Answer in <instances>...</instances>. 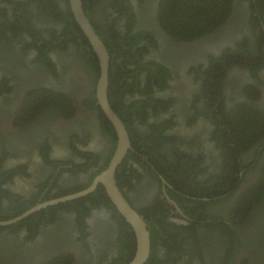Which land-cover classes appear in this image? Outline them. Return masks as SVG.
Wrapping results in <instances>:
<instances>
[{"label":"flooded vegetation","instance_id":"obj_1","mask_svg":"<svg viewBox=\"0 0 264 264\" xmlns=\"http://www.w3.org/2000/svg\"><path fill=\"white\" fill-rule=\"evenodd\" d=\"M91 1L85 13L97 34L109 40L115 30L137 41L133 50H143L148 64L118 60L139 82L124 77L132 87L122 110L136 134L117 114L131 139L117 185L147 223L151 253L154 241L160 264H264V198L240 203L262 177L264 137L236 159L240 171L229 172L221 187L209 184L224 166L238 169L230 149L235 114L264 111V0H231L224 19L190 40L163 23L179 0ZM76 24L69 0H0V222L85 190L116 151L117 137L97 102H88L96 75L80 53ZM65 98L70 109L57 102ZM134 135L160 137L168 168L184 156L180 174L188 171L199 185L167 179V166L135 148ZM219 188L226 193L216 195ZM96 190L0 226V264L132 261V228L111 201L91 200Z\"/></svg>","mask_w":264,"mask_h":264},{"label":"trees","instance_id":"obj_2","mask_svg":"<svg viewBox=\"0 0 264 264\" xmlns=\"http://www.w3.org/2000/svg\"><path fill=\"white\" fill-rule=\"evenodd\" d=\"M231 0H193L192 2L189 1H181L179 0V9H176L175 11H169L166 12L165 16L163 17V23L164 26L168 29H172V33L178 37V38H186V39H192L197 38L202 35H204L206 32L210 31L212 29V21L218 20L219 18H225L226 14L229 10ZM84 7L86 10V13L88 14L89 7L93 4L91 0H83ZM205 5V8H202L201 5ZM213 7V8H212ZM212 8V10H211ZM216 13V14H215ZM217 17V18H216ZM94 26H96L94 24ZM74 32L77 36V39L79 40V50L82 55H84L87 62H89L95 69V80H94V89L90 93L91 100H88L90 105L96 104V97H95V86L97 83V80L99 79V64L98 60L96 59L94 53L92 52L90 48L89 42L83 37L82 32L80 28L77 26V24L73 27ZM188 30V31H187ZM98 34L103 39L109 53L111 56V73H110V87H109V99L112 107L114 110L119 114V116L122 118V120L125 122L127 128L131 130V132L134 134V130L132 129L131 124L127 121L124 113L125 109L123 105V95L125 91H129L128 89L132 86L128 83V80L126 79L124 81V77H131L133 78V85H138V77L136 78V72L135 70H129L125 64H120L118 62L119 58H123L126 62H128L130 65H136L138 67H145L146 64H142V58L141 54L139 52H143V50L137 49V51L133 50V48L136 46L137 41H129V39L125 40L122 38L123 36L120 33H116L115 30H111L110 37L111 39L107 40V38L104 36V34L101 32V30H97ZM134 37V36H132ZM112 41V42H111ZM141 62V63H139ZM127 63V64H128ZM130 79V78H129ZM124 90V91H123ZM66 98L57 100L58 103H61L64 109H70L69 105H64L62 101H65ZM97 109L101 112V117H103V122L108 126L109 124V130H110V136L113 139H116L115 133L113 131V128L111 124L106 119L104 113L102 112L101 108L97 106ZM231 125L230 128V134L233 138V144L235 146V150H233V147H230L231 153L233 154L232 161L234 164L237 165L238 169L233 170L232 168H225L222 172V177L219 175L217 177L216 181L214 179L212 182H210V185L213 186H220L225 179L224 177L231 172V175H233L234 172H238L241 169V165L237 162V158L240 157L242 153L247 152L251 148H253L255 145L260 143L264 137V111L260 110H248L244 109L239 111L237 114H235V117L233 119V122H229ZM136 134V133H135ZM135 136V135H134ZM137 136L133 137V142L135 148H137L138 145H142L140 149L144 150L145 153H148L151 158H154L158 163L165 164L167 166L166 169H162L164 171V175L167 179H175L178 181L186 182V180L189 179L191 182V186H198L199 184L195 179H192L191 175H188V171H185L184 174H180L183 172V170L186 167V158L184 156L180 157V160L178 161V164L171 165L170 168H168V161L165 157V153L162 155V152L159 151L162 144L160 143V137L158 136H151V138H145L143 140H139V138H136ZM139 140L140 142H137ZM138 143V145L136 144ZM262 155V152H259L258 158ZM156 157V158H155ZM226 159V156H225ZM259 161L254 163V166ZM254 166H248L249 168H253ZM107 168L106 166H102L97 172L93 174V177L91 179V182L93 179L102 171H104ZM262 177L260 181L255 185V187L248 192L247 195H244L242 198H240V203L244 205H249L252 200H262L264 198V167L262 168ZM123 177V174H122ZM117 182L121 178V171L118 169L117 171ZM233 180L235 179L233 176H231ZM122 179V178H121ZM226 180V179H225ZM90 182V183H91ZM121 183V182H120ZM235 183L231 184V189L235 188L233 187ZM87 187V186H86ZM226 188L222 191H217L215 194L222 196L224 193H226ZM233 193V191H232ZM93 195L95 197H105L109 202L110 200L107 198V195L105 193V189L102 185H99L96 192L91 195V200L93 199ZM230 195V194H229ZM205 197H209L206 195ZM258 202V201H256ZM111 203V202H110ZM111 205V204H110ZM23 212V211H22ZM122 218V217H121ZM123 219V218H122ZM125 221V220H123ZM155 246L156 243L152 242V253L149 261L146 264H160L162 262V259H158L155 254ZM130 260L124 262L123 264H126ZM228 262V259L226 258L224 263L226 264ZM163 264V263H162Z\"/></svg>","mask_w":264,"mask_h":264},{"label":"water","instance_id":"obj_3","mask_svg":"<svg viewBox=\"0 0 264 264\" xmlns=\"http://www.w3.org/2000/svg\"><path fill=\"white\" fill-rule=\"evenodd\" d=\"M9 1L21 3L29 0ZM69 3L77 25L85 35L98 60L100 74L95 90L96 102L114 128L117 137V148L108 167L95 177L88 188L81 192L37 205L16 219L0 222V226L17 223L46 207L87 196L93 193L99 185H102L108 198L116 207L121 217L132 228L136 238V254L128 264H146L151 253V238L147 223L142 216L131 207L117 185V170L131 149V139L124 123L114 111L109 99L111 56L105 43L95 31L85 13L83 0H69Z\"/></svg>","mask_w":264,"mask_h":264}]
</instances>
